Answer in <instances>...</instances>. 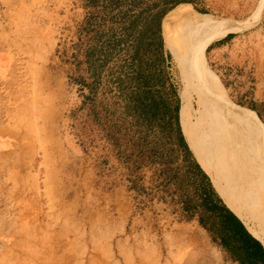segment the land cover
<instances>
[{"label": "rangeland", "instance_id": "1", "mask_svg": "<svg viewBox=\"0 0 264 264\" xmlns=\"http://www.w3.org/2000/svg\"><path fill=\"white\" fill-rule=\"evenodd\" d=\"M87 4L0 0V264H237L197 220L160 198L155 168L135 171L125 161L107 138L102 108L91 114L80 45ZM185 11L236 25L209 44L205 61L248 118V140L259 126L264 143V0H191L166 14L180 90L174 27ZM103 75L97 103L116 94L117 74ZM191 89L198 109L194 80ZM138 175L144 192L132 187Z\"/></svg>", "mask_w": 264, "mask_h": 264}, {"label": "trees", "instance_id": "2", "mask_svg": "<svg viewBox=\"0 0 264 264\" xmlns=\"http://www.w3.org/2000/svg\"><path fill=\"white\" fill-rule=\"evenodd\" d=\"M87 1L90 10L80 43L87 65L86 101L93 115L102 108L108 140L124 148L119 153L135 171L155 168L153 182L163 193L160 198L178 205L183 218L197 220L227 261L264 264V242L228 206L183 134L180 87L165 44L174 17L165 20V37L162 20L176 5L191 0ZM109 69L117 74L116 94L97 103V88ZM141 179L136 176L132 187L144 192Z\"/></svg>", "mask_w": 264, "mask_h": 264}, {"label": "bare ground", "instance_id": "3", "mask_svg": "<svg viewBox=\"0 0 264 264\" xmlns=\"http://www.w3.org/2000/svg\"><path fill=\"white\" fill-rule=\"evenodd\" d=\"M246 23L245 27L251 24ZM231 25L219 26L215 18L194 11H185L175 23L174 54L181 70V126L190 149L228 206L251 232L255 231L251 221H255L261 234L255 235L264 240L263 129L258 126L255 141L248 140L244 128L248 118L230 104L221 81L205 61L206 48L233 31ZM193 80L199 88L198 109L193 108ZM249 122L258 125L254 116Z\"/></svg>", "mask_w": 264, "mask_h": 264}, {"label": "crops", "instance_id": "4", "mask_svg": "<svg viewBox=\"0 0 264 264\" xmlns=\"http://www.w3.org/2000/svg\"><path fill=\"white\" fill-rule=\"evenodd\" d=\"M223 46H224V45H223ZM223 46H222V47H223ZM224 47H225V46H224ZM222 49H223V48L217 47V48H216V51L219 52V51H221ZM213 182H214V181H213ZM219 191H220V190H219ZM220 192H221V191H220ZM221 193H222V192H221ZM222 194H223V193H222ZM223 196H224V195H223ZM247 228H248V227H247ZM248 229H249V228H248ZM249 230H250V229H249ZM252 233H253V232H252ZM253 234H254V233H253ZM254 236H256V235L254 234ZM257 238H258V237H257ZM258 239H260V238H258ZM260 240H262V239H260ZM262 241H263V240H262Z\"/></svg>", "mask_w": 264, "mask_h": 264}, {"label": "water", "instance_id": "5", "mask_svg": "<svg viewBox=\"0 0 264 264\" xmlns=\"http://www.w3.org/2000/svg\"><path fill=\"white\" fill-rule=\"evenodd\" d=\"M232 25H234V24H232Z\"/></svg>", "mask_w": 264, "mask_h": 264}]
</instances>
